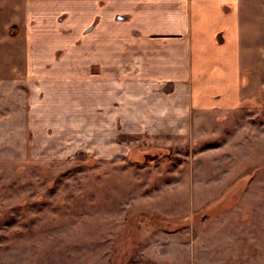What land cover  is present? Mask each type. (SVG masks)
Here are the masks:
<instances>
[{
    "label": "crops",
    "instance_id": "crops-1",
    "mask_svg": "<svg viewBox=\"0 0 264 264\" xmlns=\"http://www.w3.org/2000/svg\"><path fill=\"white\" fill-rule=\"evenodd\" d=\"M262 108L264 0H0V164Z\"/></svg>",
    "mask_w": 264,
    "mask_h": 264
},
{
    "label": "rangeland",
    "instance_id": "rangeland-1",
    "mask_svg": "<svg viewBox=\"0 0 264 264\" xmlns=\"http://www.w3.org/2000/svg\"><path fill=\"white\" fill-rule=\"evenodd\" d=\"M125 143L0 164V264H264V108Z\"/></svg>",
    "mask_w": 264,
    "mask_h": 264
}]
</instances>
